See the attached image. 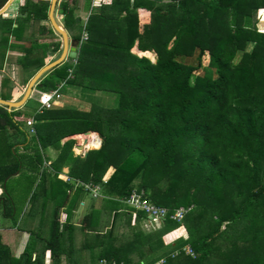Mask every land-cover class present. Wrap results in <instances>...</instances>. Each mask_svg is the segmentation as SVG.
I'll return each mask as SVG.
<instances>
[{"label":"trees","instance_id":"1","mask_svg":"<svg viewBox=\"0 0 264 264\" xmlns=\"http://www.w3.org/2000/svg\"><path fill=\"white\" fill-rule=\"evenodd\" d=\"M6 1L0 0V8ZM49 7L47 0H23L16 18L0 15V47L6 41L0 49L2 60L9 35L19 38L30 22L42 33H54L40 24L48 19ZM261 7L264 0H110L82 26L74 8L62 1L59 11L78 47L77 57L44 73L36 89L44 94L60 90L78 101L82 98L77 91H105L116 96V103L82 101L45 109L35 115L32 134L24 126L29 116L0 105V186L26 157L31 171L44 178L42 164L51 147L58 150L51 164L55 175L69 163L68 221L82 198H98L86 184L99 185L109 197L102 204L115 209L112 224L126 216L129 228L119 235L122 243L105 245L100 259L155 264L164 252L160 264H264V32L257 26ZM142 11L149 14L143 27ZM136 44L141 51L154 52L155 60L132 52ZM50 46L26 47L24 70L41 68L44 56L36 51ZM52 46L60 49L61 41ZM2 98L10 99L5 94ZM33 102L29 99L26 105ZM86 131L105 139L86 156L74 155L76 139L62 140ZM18 143H26V153L17 152ZM136 178V190H143L144 199L155 205L171 211L191 207L183 220L187 240L165 248L180 226L170 219L146 232L140 225L145 213L138 212L136 225L131 224L133 209L125 201L135 190ZM93 216L92 207L82 218L86 226ZM71 230L73 225L66 223V237L73 235ZM60 235L54 219L50 243L57 246ZM220 238L226 246L218 243ZM187 244L194 255L183 251ZM177 249L180 253L172 256ZM5 254L9 250L0 244V262ZM213 254L219 261H210Z\"/></svg>","mask_w":264,"mask_h":264},{"label":"crops","instance_id":"2","mask_svg":"<svg viewBox=\"0 0 264 264\" xmlns=\"http://www.w3.org/2000/svg\"><path fill=\"white\" fill-rule=\"evenodd\" d=\"M8 1L9 0H7L5 4ZM22 1L23 0H19L16 2L15 0H11L0 15L4 18H16L18 15V7ZM62 1H67L69 5L74 8V16L80 19L82 26L86 25L90 14H92L94 10L99 9L102 5L110 3V0H102L99 5L93 6L91 0H59L55 9V17L59 25L65 30L63 15L59 11V6ZM139 15L141 19L144 16H147L146 19H148L149 14L147 15L142 11ZM40 24L48 28L52 27L54 33H42L39 25H34L33 22H30V24L26 25V28L24 27L21 29L19 38H16L14 35H9L6 44L7 50L3 60L0 56V61L2 60L0 62V98H2V94H5L10 98L9 100H20L26 92L29 81L40 69L33 68L24 70L21 61H19L21 64L20 66L17 63L18 57H21L20 55L24 57L26 47H31L32 44H51V46L46 49L36 51L40 52L39 55L41 58L44 56L45 64L52 62L60 56L62 52V38L51 25L49 16L47 20H42ZM14 26H18V24L14 23ZM84 33L87 34V32H83V38ZM5 35L6 34L3 36ZM28 36L32 37L30 38L29 45L22 44V42H26ZM69 37L71 39L70 34ZM59 41H61V47L55 50L52 44ZM5 42L6 41H3V43H1L0 49L5 46ZM73 45L76 46L75 42ZM76 48L78 52V47L76 46ZM136 50H138V52H144L138 48L137 44L132 48V52L136 53ZM146 52L148 53L150 51H145V53ZM14 56L16 57V66L11 63L13 62L12 59ZM68 59L69 58L65 61ZM10 64H12V66ZM39 81L33 87L31 96L28 98V100L32 99L35 103H38L37 109L31 112L28 108L29 106L26 105L27 102L22 107L12 109L20 111L27 117L34 118L33 125L25 126V130L30 134H32V128L36 131L35 124L37 123V119L35 115L45 110H39L41 103H39L38 98L40 95L44 94V92L36 89ZM51 91L52 90H50L49 93ZM59 92L61 94V99H63L65 103L66 94L60 90ZM61 99L57 104H54L52 108L58 105L60 107L62 102ZM12 110L8 109V111ZM80 135L82 134L66 137L62 142L68 138L78 139ZM80 143H82L81 140L77 144ZM101 144L102 143H100V146ZM25 147L26 143H18L14 146V148L18 149L17 152H19V154L26 153ZM92 147L96 149L99 148L93 143ZM92 147L90 148L91 150L94 149ZM73 152L74 155H77L74 149ZM57 155L58 150L51 147L47 149L46 157L48 159L42 164L47 172L44 178L41 172L34 173L31 171L29 167L30 159L26 157L25 161L21 162L19 171L8 177L3 185L0 186V244L6 246L9 250V254L3 256L0 264H111L106 261V259H100L103 247L107 244L117 246L122 243L120 242L119 235L129 228L126 224V216L123 215L120 218V222H116V225L112 224L115 209H111V204H106L105 206L102 204L103 198H109L105 197L103 192L100 193L101 196H97L98 198L96 201L91 199L88 195L82 198L80 204L73 210L70 221L67 220L69 202H66V182L70 180L69 163H65L58 174L55 175L54 170L51 168V164ZM22 166L24 167L22 168ZM65 177H67V179ZM10 184L12 186L11 188ZM68 192L71 198L75 192V188ZM92 197L94 196L92 195ZM92 207L94 212L93 222L90 223L88 227L82 221L81 215L83 217L90 212ZM125 209H127V206ZM106 214L109 216L107 217ZM54 219H57L59 230L61 231L60 238L57 240V246L49 241ZM68 222L73 225V230H71L73 235L71 233V237H66L68 236L66 235V223ZM131 224L133 226L136 225L134 217L131 219ZM124 228L125 230H123ZM97 234H99V236H97ZM102 236L107 237L103 238ZM133 257L134 260L138 259L135 255Z\"/></svg>","mask_w":264,"mask_h":264},{"label":"built area","instance_id":"3","mask_svg":"<svg viewBox=\"0 0 264 264\" xmlns=\"http://www.w3.org/2000/svg\"><path fill=\"white\" fill-rule=\"evenodd\" d=\"M102 0H91L92 5L96 6L99 5ZM259 19L263 21L264 19V9H261L258 15ZM259 29V28H258ZM260 31V30H259ZM263 32V31H261ZM87 37V34L84 33V39ZM75 62V60H74ZM61 99V94L59 90H52L50 93L42 94L40 101H41V107L40 111L43 109H49L52 108L54 104H57V102ZM34 118H30L28 120V125H33ZM32 132H34V129L32 128ZM85 188L89 189L91 194L94 197H97L100 194V186L99 185H91L86 184ZM144 191H137L136 189L132 191L130 197L126 199V204L130 206V208L133 209L134 218L137 216L138 212L145 213V216L142 217L140 221V225L142 226L143 230L146 232H151L154 230H158L160 226L164 225V222L168 219L181 222L184 220V217L186 213L191 209V207H181L177 208L173 211H171L169 208L164 206H157L151 201H148L147 199H144ZM183 251H185L187 254L193 255L194 251L192 248L187 245L183 247ZM180 253V250H175L172 253V256H175ZM163 260H159V263H163ZM156 263V264H159Z\"/></svg>","mask_w":264,"mask_h":264},{"label":"rangeland","instance_id":"4","mask_svg":"<svg viewBox=\"0 0 264 264\" xmlns=\"http://www.w3.org/2000/svg\"><path fill=\"white\" fill-rule=\"evenodd\" d=\"M16 2L17 1H19V0H15ZM261 9H264L263 7H261ZM261 9H259V11H258V13H257V16L259 15V12H260V10ZM145 18V19H144ZM147 18V16H144V17H142V19H141V25H142V27L145 25V24H147L148 23V19H146ZM257 26H258V28H259V30L260 31H263L264 32V19H263V21H261L260 19L258 20V23H257ZM30 32V31H29ZM28 39L26 40V42H22V44H26V45H29V43H30V38H32V37H27ZM59 40H61V39H59ZM60 42V41H59ZM248 49L249 50H251V44L248 46ZM142 53H145V51L144 52H138V50H136V54L137 55H139V56H146V57H149L151 60H155V53L154 52H152V51H150V52H148L146 55L145 54H142ZM150 54V55H149ZM21 57L19 58L18 57V60H17V63L19 64V66L21 65L20 63H19V61H21V59H22V55H20ZM12 61L13 62H11L12 64H14L15 66H16V57L14 56V58L12 59ZM207 58L205 57V61H204V66H207ZM1 62V61H0ZM12 64H10L11 66H12ZM14 67V66H13ZM203 69H205V67H203ZM75 91H77V90H75ZM75 91L73 92V93H75ZM78 92V95L82 98V101H83V104L84 103H86L87 105L88 104H90L91 102H95V103H98V104H101V105H103V106H113L116 102V96L114 95V94H110V93H108V92H105V91H90V90H86V91H82V92H79V91H77ZM77 96V95H76ZM62 101V102H61ZM61 106L63 107V106H68V105H71V106H77V105H79L80 104V102H82V101H78L77 99H72V98H70V97H68V96H66V102L64 103V101H63V99H61ZM37 104L38 103H35V102H33L31 105H29V110L31 111V112H33V111H35L36 109H37ZM60 106V107H61ZM57 107H59V105L57 106ZM28 113H30V112H28ZM24 119H26V117H24ZM28 125V120L26 121L25 120V122H24V126H27ZM32 130V129H31ZM32 132V131H31ZM33 133V132H32ZM82 134H84V133H82ZM76 139V138H75ZM80 141V138H78V139H76V143H75V145H74V151L77 153V154H82V152L80 151V150H78V149H76V144L78 143ZM94 149H96V148H94ZM112 169H110V171H111ZM109 171V172H110ZM108 173V172H107ZM106 173V174H107ZM66 179H67V177H65ZM134 189H136V188H138V186H139V184H140V179L139 178H136V179H134ZM12 186H11V184H10V188H11ZM101 190V189H100ZM100 193H101V191H100ZM98 196H101L100 194L98 195ZM95 199V198H94ZM124 201V200H123ZM125 203V202H124ZM181 207H185L184 205H180L179 207H177V208H181ZM177 208H175V209H177ZM107 215V217L109 216L108 214H106ZM83 217H82V215H81V219H82ZM126 218V217H125ZM118 222H120V219L118 220ZM180 223V226L179 227H177V228H175L172 232H175L176 234V236L174 235H170L169 236V239H167L168 241H166V246H165V248L166 249H169V248H171L170 246L171 245H173V244H175V243H180L181 242V240L182 241H184V240H187L188 239V235H187V228H186V226H185V224H184V222L183 221H181V222H179ZM163 226V225H162ZM162 226H160V228L162 227ZM159 229V228H158ZM123 230H125V228L123 229ZM126 231V230H125ZM184 233H185V235H184ZM172 243V244H171ZM221 246H226L225 245V243L222 241V239L220 238L219 239V242H218ZM187 245H189V244H187ZM165 250V249H164ZM159 254V253H158ZM165 254L166 253H164L163 252V255L164 256H162V257H160L161 258V260H163L164 259V261H165ZM171 254H172V252H171ZM195 254V253H194ZM193 254V255H194ZM213 256V258L212 259H210V261H219V256L218 255H216V254H213L212 255ZM160 258H159V260H160ZM147 259H148V257H147ZM159 260L156 262V263H159ZM163 261V262H164ZM155 263V264H156ZM135 264V263H134ZM160 264V263H159Z\"/></svg>","mask_w":264,"mask_h":264},{"label":"water","instance_id":"5","mask_svg":"<svg viewBox=\"0 0 264 264\" xmlns=\"http://www.w3.org/2000/svg\"><path fill=\"white\" fill-rule=\"evenodd\" d=\"M11 0H9L3 7L0 8V14L6 9V7L9 5ZM50 1V8H49V20L51 22V25L53 26L54 30L60 34L62 38V52L60 56L53 60L52 62L45 64L42 66L37 73L34 75V77L29 81L26 92L24 96L20 100H6L3 98H0V105L6 106L9 110L22 107L28 100V98L31 96V92L33 90V87L35 84L39 81V79L42 77L44 73L47 71L59 66L67 58H76L77 57V48L73 45V40L70 39L68 32L62 28L59 23L57 22V19L55 17V9L57 6V3L59 0H49ZM91 131H86L84 134H89ZM97 136L100 138V143L103 142L105 139L104 135L101 133H96ZM76 149L80 150L83 153V156H86L89 151L91 150L85 145V142H82L80 144H76Z\"/></svg>","mask_w":264,"mask_h":264},{"label":"bare ground","instance_id":"6","mask_svg":"<svg viewBox=\"0 0 264 264\" xmlns=\"http://www.w3.org/2000/svg\"><path fill=\"white\" fill-rule=\"evenodd\" d=\"M142 54H145V53H142ZM146 54H147V52H146ZM79 138H80L81 142H85V145L88 148L92 147V143L95 144L96 147L100 146V138L94 132H91L89 134H82L79 136Z\"/></svg>","mask_w":264,"mask_h":264}]
</instances>
